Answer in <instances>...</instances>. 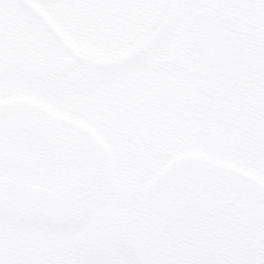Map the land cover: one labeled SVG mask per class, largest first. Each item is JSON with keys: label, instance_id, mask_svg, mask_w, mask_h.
Masks as SVG:
<instances>
[{"label": "snow or ice", "instance_id": "obj_1", "mask_svg": "<svg viewBox=\"0 0 264 264\" xmlns=\"http://www.w3.org/2000/svg\"><path fill=\"white\" fill-rule=\"evenodd\" d=\"M0 264H264V0H0Z\"/></svg>", "mask_w": 264, "mask_h": 264}]
</instances>
